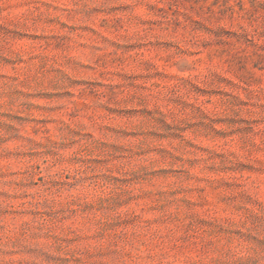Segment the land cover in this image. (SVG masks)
I'll use <instances>...</instances> for the list:
<instances>
[{"label": "rangeland", "instance_id": "1", "mask_svg": "<svg viewBox=\"0 0 264 264\" xmlns=\"http://www.w3.org/2000/svg\"><path fill=\"white\" fill-rule=\"evenodd\" d=\"M0 264H264V0H0Z\"/></svg>", "mask_w": 264, "mask_h": 264}]
</instances>
